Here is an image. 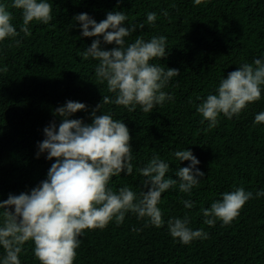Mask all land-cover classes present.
<instances>
[{"label":"trees","instance_id":"1","mask_svg":"<svg viewBox=\"0 0 264 264\" xmlns=\"http://www.w3.org/2000/svg\"><path fill=\"white\" fill-rule=\"evenodd\" d=\"M47 2L52 5L48 24L30 22L31 36L21 32L15 39L0 41V70L7 69L0 71V201L7 200L9 194L30 193L47 179L55 158L48 160L46 153L37 158L36 154L38 142L45 139L44 128L52 121L57 126L62 122L56 108L69 100L85 103L87 110L70 118L89 124L103 95L115 99L106 82L99 83L96 78L99 61L85 60L83 53L96 39L104 50L117 45L104 42L102 36H82L74 17L87 13L100 22L109 12L121 11L128 18L123 26L145 25L125 37L126 44L137 37L145 41L153 36L167 37V55L152 63L165 70L178 69L180 74L162 89L173 99L156 105L150 113L139 105L129 112L114 103L97 111V115L110 114L124 122L131 136L133 173L114 176L109 187L118 192L128 186L139 197L148 189L137 169L153 156L169 164L166 178L179 179L177 170L191 162L176 160L178 150L190 149L204 176L191 194L181 193L178 185L162 194L158 204L164 221L161 227L128 212L119 226L113 219L104 229L85 230L79 237L74 264H264V196H255L264 190V123H255V116L264 112V86L260 100L232 119L221 114L215 128L210 129L197 111L209 94H216L229 72L264 59V0H205L198 6L194 0ZM0 3L8 5L11 23L19 32L22 10L13 8L12 0ZM149 12L157 15L154 25L146 23ZM17 39L21 43L11 46ZM239 187L252 192L254 198L246 202L238 217L226 226L219 220L215 226L204 224L201 209ZM182 199L191 200L193 207L186 208ZM3 211L0 208V216ZM186 217L189 228L208 233L206 239L187 245L173 239L167 221ZM4 254L0 246V262ZM19 258L21 264H40L34 242H25Z\"/></svg>","mask_w":264,"mask_h":264},{"label":"clouds","instance_id":"2","mask_svg":"<svg viewBox=\"0 0 264 264\" xmlns=\"http://www.w3.org/2000/svg\"><path fill=\"white\" fill-rule=\"evenodd\" d=\"M204 2L194 0V5ZM11 6L22 10L23 24L18 32L11 23L8 5L0 3V41L9 37L15 39L21 32L31 36L30 22L48 24L52 19V5L47 0H12ZM162 14L168 15L167 11ZM74 19L82 28V36H102L104 42L117 45L104 50L100 39H96L83 53V59L91 57L99 61L95 68L96 78L99 83L106 82L108 92L114 93L115 99L103 95L102 103L91 113L93 119L89 124L82 119L70 118L87 110L85 103L69 100L54 110L62 117V122L57 126L52 121L44 128L45 139L38 142L36 154L37 158L42 153L47 154L48 160L55 158L47 179L30 193L9 194L7 200L0 201V208L4 209L0 216V246L5 253L0 264H21L19 255L28 241L34 242V255L40 264H74L79 237L85 230L104 229L113 219L119 226L128 212L161 227L164 221L158 204L162 194L177 185L181 193L191 194L199 184V177L204 176L196 167L200 161L193 152L190 149L178 150L174 153L176 160L191 162L177 170L179 179L166 178L169 164L159 156H153L146 166L137 169L145 178L143 185L148 189L139 197L128 186L119 188L118 192L109 187L114 176L133 173L131 136L124 122L114 120L110 114L97 115V111L105 104L114 103L129 112L135 111L139 105L143 112L150 113L156 105L173 99L162 89L180 73L178 69L165 70L152 63L154 59L167 55V37L153 36L148 41L137 37L133 43L126 44L125 37L145 25L123 26L128 19L124 12H109L100 22L87 13H80ZM156 19V13L149 12L146 23L154 25ZM20 43L17 39L11 46ZM262 86L264 59L257 58L252 64L244 63L229 72L227 78L220 81L216 94H209L197 111L209 122L210 129L215 128L221 114L232 119L250 103L260 100ZM255 123H264V112L255 116ZM255 196H264V190ZM251 198H254L253 193L243 187L224 192L221 200L201 209L204 224L215 226L217 220L222 222V226L231 224ZM181 203L186 208L193 207L191 200L182 199ZM188 224L187 217L167 221L170 235L182 244L207 238L208 233L203 229L193 230Z\"/></svg>","mask_w":264,"mask_h":264}]
</instances>
